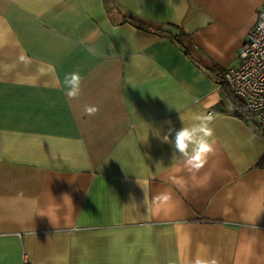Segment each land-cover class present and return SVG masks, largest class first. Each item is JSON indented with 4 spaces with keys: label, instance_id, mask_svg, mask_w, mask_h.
Wrapping results in <instances>:
<instances>
[{
    "label": "crops",
    "instance_id": "obj_1",
    "mask_svg": "<svg viewBox=\"0 0 264 264\" xmlns=\"http://www.w3.org/2000/svg\"><path fill=\"white\" fill-rule=\"evenodd\" d=\"M263 2L0 0V264H264V135L221 84ZM197 115L215 144L190 174Z\"/></svg>",
    "mask_w": 264,
    "mask_h": 264
},
{
    "label": "built area",
    "instance_id": "obj_2",
    "mask_svg": "<svg viewBox=\"0 0 264 264\" xmlns=\"http://www.w3.org/2000/svg\"><path fill=\"white\" fill-rule=\"evenodd\" d=\"M222 81L243 100L264 135V2L256 24L240 48L239 65L225 69ZM19 264H29L27 253L21 254Z\"/></svg>",
    "mask_w": 264,
    "mask_h": 264
},
{
    "label": "clouds",
    "instance_id": "obj_3",
    "mask_svg": "<svg viewBox=\"0 0 264 264\" xmlns=\"http://www.w3.org/2000/svg\"><path fill=\"white\" fill-rule=\"evenodd\" d=\"M82 77L78 71L66 73L63 78V88L69 99L77 98L81 93ZM99 111L96 105H85L83 112L87 116H94ZM212 117L209 115H197L196 121L190 127H182L175 132L174 148L184 158V169L195 174L202 169L208 161L209 153L214 151L213 129L210 127ZM171 131V129H170ZM169 142V135L164 136ZM177 186L183 188L179 181ZM172 196L168 192H162L154 198V202L168 203ZM195 264H216L214 259H197Z\"/></svg>",
    "mask_w": 264,
    "mask_h": 264
},
{
    "label": "trees",
    "instance_id": "obj_4",
    "mask_svg": "<svg viewBox=\"0 0 264 264\" xmlns=\"http://www.w3.org/2000/svg\"><path fill=\"white\" fill-rule=\"evenodd\" d=\"M167 27L170 29H175L177 31L176 34L172 35L173 39H175L177 41H180L181 39H183V42H184V40H185L184 38H186V36H185V33L181 30V28H178L172 24H167ZM164 31H166V30H164ZM167 32L169 33L170 31H167ZM222 75H223V73H222ZM221 82H222L221 84H222L223 88L225 89L226 94L228 95L229 99L231 100L232 104L234 105L235 113L240 117L248 116L249 114H251L248 111V109L246 108V105L244 104L243 100L240 99L239 97H237L236 95H234L230 91V89L228 88L226 83H224L222 81V78H221ZM258 165H260L261 167H264V155L258 161Z\"/></svg>",
    "mask_w": 264,
    "mask_h": 264
}]
</instances>
